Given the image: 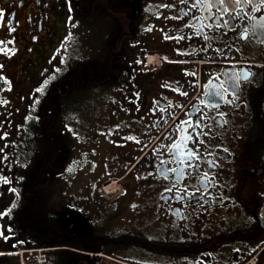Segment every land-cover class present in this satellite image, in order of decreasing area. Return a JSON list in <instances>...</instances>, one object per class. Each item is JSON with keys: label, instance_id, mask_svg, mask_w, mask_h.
Listing matches in <instances>:
<instances>
[{"label": "flooded vegetation", "instance_id": "1", "mask_svg": "<svg viewBox=\"0 0 264 264\" xmlns=\"http://www.w3.org/2000/svg\"><path fill=\"white\" fill-rule=\"evenodd\" d=\"M193 2L0 0V169L7 151L40 156L31 180L43 184L68 152V95H91L92 127L108 123L92 149L100 169L79 186L108 205L93 218L82 207L77 231L64 220L57 245L52 207L69 212L48 188L59 189L45 184L44 205L35 187L6 201L0 185V264H264V27L250 5L237 16ZM62 113L76 153L80 117ZM116 176L108 196L102 184Z\"/></svg>", "mask_w": 264, "mask_h": 264}, {"label": "rangeland", "instance_id": "2", "mask_svg": "<svg viewBox=\"0 0 264 264\" xmlns=\"http://www.w3.org/2000/svg\"><path fill=\"white\" fill-rule=\"evenodd\" d=\"M86 94H88V92H86ZM91 98V95H88L83 99L76 95H68L66 97V107H60L61 122L59 123V130L61 136V148L67 149L68 152L63 154V157L65 158L63 162L59 163L51 170L44 172V182L59 189L57 191L54 188H48V194L50 193V189H52L53 197L58 196V198H61L60 195L63 196V200L65 201V204L67 203V209L69 212L65 216L66 224L75 231L80 228L82 223L86 222L84 213L81 210L82 207L84 208V212H87V215L93 218V215L105 204L108 205V203H105L99 197L97 192L90 191L83 194L79 188L80 183H82L83 175H91L94 171L100 169V161L95 158V153L92 151V147L97 137L100 136L99 134L101 133L103 126L108 124L107 122L97 120L96 124L92 127L90 119H97L100 117L98 111L91 106ZM65 108H68L71 113H76L80 117V122L77 126L82 149L76 153H73L69 147H67L69 142H67L66 138L62 137L65 127L71 125L69 120L63 117L62 110ZM42 163L43 159L40 156H35L31 159L30 165L26 170V176L28 179L36 177L40 171ZM108 181L112 183L111 185L114 189H117L118 183L116 181L112 180V178ZM62 187L66 188L65 193H62ZM61 212H64L62 211V208Z\"/></svg>", "mask_w": 264, "mask_h": 264}, {"label": "trees", "instance_id": "3", "mask_svg": "<svg viewBox=\"0 0 264 264\" xmlns=\"http://www.w3.org/2000/svg\"><path fill=\"white\" fill-rule=\"evenodd\" d=\"M27 155V154H26ZM25 154H21L20 155V159H24ZM6 163L8 164H4L3 165V174H0V185L2 184V187L5 186V193L3 194L4 199L10 200V199H15V200H19V201H23L24 199H28L29 196L33 195L30 194L29 191H32L33 188L35 187L37 189V200H41L44 202V205L46 203V199L47 196L45 194L44 191V185L42 184L41 181H39V183L37 185H35V180H31L28 179V177L24 174V172L22 171L21 174L16 173L15 171H13V160H12V154L8 151L6 158H5ZM44 162H46V159L44 158ZM44 164V163H43ZM39 178V176H38ZM40 178H43V175H40ZM8 188L11 189V191H13L15 193V197L11 198V194L8 191ZM43 206L42 207H37V211H36V215L38 218H40L41 220L45 221V216L43 214ZM45 210V209H44ZM51 225H52V235H53V244H60L61 243V239L59 238V236L56 234V232H66V225L64 224V219L63 216L61 214V212H59L56 208L52 207V219H51ZM55 234V235H54ZM40 240V239H38ZM70 242L75 243L76 239H72L70 238ZM37 245V244H34ZM38 246V245H37ZM54 264H60V258L59 256L55 257L54 260Z\"/></svg>", "mask_w": 264, "mask_h": 264}, {"label": "snow or ice", "instance_id": "4", "mask_svg": "<svg viewBox=\"0 0 264 264\" xmlns=\"http://www.w3.org/2000/svg\"><path fill=\"white\" fill-rule=\"evenodd\" d=\"M181 3H184L186 6L189 4V0H181ZM260 3V0H215V5H219L221 7H217L216 11H226L227 14L231 15L233 12H236V15H239V12H237V9L240 11H244L245 5H250V12L255 13L259 12V17L252 16L251 18L256 21V26L258 27H264V8H258L257 5ZM203 4L207 8L214 7L213 0H194V2L191 4L192 8L197 7V5ZM187 15V11H185V16ZM247 15V13H246ZM229 21L224 20L223 25L228 24ZM221 24L215 25L216 27L223 26ZM246 75V74H245ZM223 89H217L215 86H213V90L210 93V95H216V96H222ZM186 94V93H184ZM198 126V125H197ZM178 147V146H174ZM194 152L189 153V159H191V156L194 155ZM183 163V161H181ZM163 163V161H161ZM171 171L175 172L178 171L177 169H172ZM162 176H164L165 179H167L166 172L162 171L160 173ZM167 191H171V189H167ZM4 213H0V215H3ZM2 235V233H0ZM7 239V237H5Z\"/></svg>", "mask_w": 264, "mask_h": 264}]
</instances>
